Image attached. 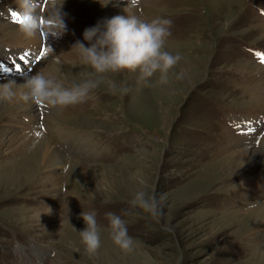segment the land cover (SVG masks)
I'll return each mask as SVG.
<instances>
[{"label": "rangeland", "instance_id": "1", "mask_svg": "<svg viewBox=\"0 0 264 264\" xmlns=\"http://www.w3.org/2000/svg\"><path fill=\"white\" fill-rule=\"evenodd\" d=\"M66 1L62 12L84 28L124 14L126 4ZM124 12L171 20L165 49L180 59L166 84L155 82L159 73L150 86L135 72L107 73L127 93L112 94L102 83L80 104L67 105L69 112L48 118L50 132L22 130L18 106L0 99V264H21V257L31 263L16 252V239L21 250L28 243L24 235L47 240L52 254L42 264H264V255L256 256L264 251V234L254 231L264 226V204L258 207L264 203V63L257 56L264 54V0H140ZM3 23L0 39L7 37ZM77 40L87 46L66 27L47 44L51 60L33 71L47 74L55 64L66 84L81 82L92 69L71 48ZM249 112L258 120L233 133L229 120ZM56 126L76 132L75 144L84 132L89 140L79 144L90 153L92 139L101 156L63 146ZM48 136L65 158L58 167L33 153ZM153 189L159 218L129 203L137 191ZM242 191L251 195L247 203ZM81 212H95L101 226L95 254L80 240ZM107 213L124 220L135 241L131 251L110 239Z\"/></svg>", "mask_w": 264, "mask_h": 264}, {"label": "clouds", "instance_id": "2", "mask_svg": "<svg viewBox=\"0 0 264 264\" xmlns=\"http://www.w3.org/2000/svg\"><path fill=\"white\" fill-rule=\"evenodd\" d=\"M110 0H107L106 5ZM64 0H16L20 20V30L28 36L45 31L53 37H59L66 31L65 13L62 12ZM140 0H126L125 6L137 7ZM124 6V8H125ZM117 14L98 21L94 26L83 31V41L77 40L72 49L80 62L92 69L81 82L66 84L52 74L37 72L24 80L23 99L51 106H67L83 101L90 91L97 89L102 83L107 85L112 94L124 95L128 89L119 86L114 80L107 78V73H119L128 70L138 73V80L151 85V78L159 73L157 84L168 82L169 70L180 59L165 49V42L170 36L171 20L162 18L148 19L134 13ZM15 81L0 84V99H10L16 94ZM133 207H139L153 218L162 214L161 202L156 198L155 190L151 192L137 191L129 201ZM85 224L79 231L80 240L88 254H95L101 244V226L95 212L79 214ZM107 231L110 239L121 250L131 251L134 238L128 233L124 220L114 214L107 213Z\"/></svg>", "mask_w": 264, "mask_h": 264}, {"label": "bare ground", "instance_id": "3", "mask_svg": "<svg viewBox=\"0 0 264 264\" xmlns=\"http://www.w3.org/2000/svg\"><path fill=\"white\" fill-rule=\"evenodd\" d=\"M103 3V2H102ZM107 12V10L105 11ZM114 16V15H112ZM6 27V25H5ZM7 35V37L5 39L7 40H21L22 38H24L26 36L25 33H23L19 27L17 28H14V29H10L9 31H7L5 33ZM36 35V34H35ZM33 35V36H35ZM43 68V67H42ZM44 71L47 73V74H52V75H58V73H60V69H58V66H56L55 64H52L50 66H48L46 69H44ZM27 77L25 76H17V77H10V78H5V79H1L0 80V84L2 83H7L9 81H15L16 85H17V88H16V94L12 97V100L11 101H14V104L17 105V106H20V109H19V112L18 113H22L24 112L25 110V105L24 103L23 104H20V102H15V100L21 98V94L23 93V89L22 87H20L22 85V83H24V80L26 79ZM5 102H6V99H5ZM9 103V102H8ZM7 104V103H6ZM1 107L3 105H0ZM7 107V106H6ZM4 107V108H6ZM3 108V109H4ZM28 109H30V107H28ZM77 116V115H76ZM79 116V115H78ZM83 116V115H82ZM247 119V118H246ZM260 119V118H259ZM20 125V124H19ZM60 127H53V130H56L57 131V134L58 135H62L60 137H64L65 141H68L69 143L72 142V144H75V140L77 139V135L74 134L72 135L71 133L69 132H64L62 131L61 129H59ZM242 137V136H241ZM42 141V140H41ZM235 144V143H234ZM249 147V146H248ZM87 149H90V141L87 142ZM245 152V151H244ZM35 154H37V156L40 158V161L42 163V161H46V164H48L49 167H58L60 166V164H63L64 162V157L63 155L61 154V152L59 151V149H57V147L54 145V143L49 140L47 137H45V139L40 143V145L37 147V149L33 152ZM33 153H30V154H33ZM63 153V152H62ZM253 153V152H252ZM255 154V153H254ZM33 156V155H32ZM36 156V155H35ZM34 157V156H33ZM38 159V158H37ZM248 160V159H247ZM63 161V162H62ZM251 162V161H250ZM254 162V161H253ZM242 163V161H241ZM249 163V162H248ZM81 166L83 167H86V165L84 164H81L79 163ZM242 165V164H241ZM250 166V165H249ZM37 168V167H36ZM98 171V170H97ZM101 172H99L97 175H100ZM59 175V174H58ZM99 177V176H98ZM104 185H105V181H103ZM104 189V188H103ZM255 193V192H254ZM261 193V192H260ZM259 193V194H260ZM260 196V195H259ZM258 197V196H257ZM241 198V197H240ZM254 200V199H253ZM258 204V203H257ZM262 204L264 203H261L260 205H258V207L261 209V207L263 206ZM256 205V204H255ZM254 205V206H255ZM256 208V207H255ZM252 209V208H251ZM254 209V208H253ZM259 209V210H260ZM258 212V211H257ZM256 214V213H255ZM254 214V215H255ZM264 214V213H262ZM256 216V215H255ZM251 217L252 214H251ZM252 219V218H251ZM262 219V218H261ZM254 223V222H253ZM260 223V222H259ZM263 227V228H262ZM262 227L260 228H256L254 231H257L259 229H261L259 232L264 234V226L262 225ZM244 248V247H243ZM258 252V251H257ZM262 256L264 255V251L262 252H259V254H257L256 256ZM254 256V255H252ZM255 256V257H256ZM263 264V263H262Z\"/></svg>", "mask_w": 264, "mask_h": 264}, {"label": "snow or ice", "instance_id": "4", "mask_svg": "<svg viewBox=\"0 0 264 264\" xmlns=\"http://www.w3.org/2000/svg\"><path fill=\"white\" fill-rule=\"evenodd\" d=\"M12 18H13L14 20H16L17 22H19V20H20V17H19V15H18V13H16V12H13V13H12ZM42 54H43V53H41V55H42ZM26 55H27V54L22 55L19 59H20L21 61H25V60H26ZM257 56L260 58L261 62L264 63V54L257 53ZM37 59H40V57H37ZM15 68H16L17 71H20V65H19V64H16V65H15Z\"/></svg>", "mask_w": 264, "mask_h": 264}]
</instances>
